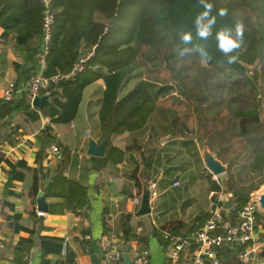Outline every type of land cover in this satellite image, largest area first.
Instances as JSON below:
<instances>
[{
  "label": "trees",
  "instance_id": "16d2710c",
  "mask_svg": "<svg viewBox=\"0 0 264 264\" xmlns=\"http://www.w3.org/2000/svg\"><path fill=\"white\" fill-rule=\"evenodd\" d=\"M212 2L216 9L226 7L229 11L227 18H218L217 28L237 18L245 23L246 46L232 65L216 51L214 39L200 41L195 37L191 20L202 10L197 0H53L56 24L46 75H68L81 57L92 50L94 54L83 72L42 93L52 96L42 108L32 107L25 94L14 101L0 100V141L4 146H18L26 134L24 122L36 127L41 119L49 120L36 136L40 149L34 166L25 160L13 163L0 152V164L11 172L30 176L29 196L33 201L42 190L48 199L64 205L69 212L87 215L90 188L65 177L70 152L56 138L53 126L72 124L79 115L85 90L102 79L105 90L90 104L98 108L99 142L107 144L103 157L89 156L91 161L102 166L122 162L124 154L111 144L117 129H143L154 122L160 134L190 138L191 143L201 141L226 166L227 177L221 185L207 177L209 192L232 193L236 212L250 202L251 195L264 186V0ZM42 11L40 0H0V39L11 38L24 47L40 39L30 53L33 71L24 78L25 85L38 69L36 53L42 43ZM177 28L192 30L193 42L205 44L212 52L213 60L208 65H201L195 56L182 63L177 61ZM157 70H164L169 81H153L150 74ZM52 145L58 149L53 169L44 165L49 162ZM31 214L37 224L42 223L36 213ZM229 216L231 224H236L237 214ZM209 217L210 214L199 217L192 224L170 222L155 232L168 249L163 232L185 237L199 232ZM130 219L129 215L124 216L121 233L115 231L124 250L129 252L127 247L131 248L134 240L138 250L147 249L148 236L137 235ZM104 227L107 230L106 223ZM86 236L82 242L87 241ZM34 238L30 236L17 244L16 264H29ZM39 242L42 264H76V256L64 238L39 235Z\"/></svg>",
  "mask_w": 264,
  "mask_h": 264
},
{
  "label": "crops",
  "instance_id": "0c3cea01",
  "mask_svg": "<svg viewBox=\"0 0 264 264\" xmlns=\"http://www.w3.org/2000/svg\"><path fill=\"white\" fill-rule=\"evenodd\" d=\"M39 42L38 38L29 47H24L18 46L11 38L7 41L0 39V100L1 91L8 83L15 82L24 87V78L33 71L34 60H31L30 53ZM104 90L102 79L90 85L84 92L77 119L69 125L53 126L56 138L70 152L65 177L81 181L90 188V209L86 216L75 215L64 205L47 197L48 213L39 214L38 195L46 194L40 190L33 201L29 196L30 176L11 172L4 164L0 166V244L4 245V249L0 248V264H16L15 247L30 236L35 237V247L30 249L29 264H42L39 235L64 238L69 250L76 256V264H107L102 256V239L111 232L120 234L123 217L126 215L131 217L130 225L137 235L148 236V247L143 250L148 251L150 263L166 264L168 249L162 245L156 230L174 221L192 224L195 219L209 215L216 205L222 209L227 193L224 190L209 192L207 177L211 176L213 181L221 185L227 176L225 173L216 177L207 169L205 153H210V149L202 146L201 141L191 143L190 138L160 134L154 122L143 129H117L111 137V144L124 154L122 162L102 166L88 158L89 141L92 139L101 144L96 131L98 108L90 103L100 98ZM48 123L49 120L45 118L36 123V127H30L32 124L24 122L23 130L26 134L21 142L16 147H8L0 141L1 154L13 163L25 160L29 166H34L40 149L36 136ZM53 147L56 145H52L51 150ZM82 154L83 158H80ZM55 155L50 152L49 162L45 161L44 165L53 169L56 165ZM213 156L216 158L214 152ZM78 165L81 167L78 168ZM174 183L179 186L174 187ZM152 185H155V190L151 189ZM146 189L150 191L151 213L138 217L140 207L136 206L135 201L142 199ZM222 192L224 194L220 195ZM261 193H264V186L253 193L251 199ZM33 212L43 219L41 224L36 223L31 214ZM230 213L236 214L223 210L228 223L232 220ZM104 223L108 226L107 230ZM86 234L90 239L82 242ZM256 234L258 243L263 244L264 211L261 209ZM138 246L134 240L132 247H127L129 252H125L130 254L134 249L138 250ZM241 253L234 248L222 249L220 263L264 264V246L250 258H240Z\"/></svg>",
  "mask_w": 264,
  "mask_h": 264
},
{
  "label": "built area",
  "instance_id": "2783aa9c",
  "mask_svg": "<svg viewBox=\"0 0 264 264\" xmlns=\"http://www.w3.org/2000/svg\"><path fill=\"white\" fill-rule=\"evenodd\" d=\"M40 2L43 6L42 43L36 53L37 73L24 87H16L14 83H8L1 91L2 99L6 102L17 100L25 94L26 100L33 107V101L37 97H41L42 93L50 86L57 85L60 81L75 77L83 72L94 54L92 50L81 57L68 75L47 76V56L54 37L56 19L52 9L53 0H40ZM1 81L0 71V84ZM52 151L58 153L56 147H53ZM80 158H83V154ZM80 167L78 165V168ZM177 186L179 184L174 183V187ZM151 189L155 190V185H152ZM223 194V192L220 193V195ZM257 199V196L252 197L249 203L236 212L238 216L236 224L225 223L223 210L216 205L199 232L185 237H172L170 234L164 233V239L169 242L166 264H221L220 252L224 248L242 251L240 254L242 259L252 257L256 251L264 246V242L263 244L258 243L256 234L257 218L260 211ZM135 204L140 207L141 199H137ZM39 214L42 215L43 213ZM86 239L89 240L90 236L87 235ZM193 245L195 247L190 252L189 249ZM0 248L4 249V245L0 244ZM66 248L65 245L63 254H65ZM101 251L107 264H124L123 255L127 252H125L123 242L117 233L111 232L103 237ZM129 255L133 264H151L147 250L134 249Z\"/></svg>",
  "mask_w": 264,
  "mask_h": 264
},
{
  "label": "clouds",
  "instance_id": "9594fccd",
  "mask_svg": "<svg viewBox=\"0 0 264 264\" xmlns=\"http://www.w3.org/2000/svg\"><path fill=\"white\" fill-rule=\"evenodd\" d=\"M202 9L191 20L195 37L200 41L214 39L215 49L225 59L228 65L237 63L240 52L245 48V23L242 19H235L232 23H225L217 28L218 18L225 19L229 16L226 7L215 8L212 0H197ZM177 45L174 55L182 63L188 57H197L201 65H208L213 60V54L205 44L194 43L192 30L175 29Z\"/></svg>",
  "mask_w": 264,
  "mask_h": 264
},
{
  "label": "water",
  "instance_id": "95a60500",
  "mask_svg": "<svg viewBox=\"0 0 264 264\" xmlns=\"http://www.w3.org/2000/svg\"><path fill=\"white\" fill-rule=\"evenodd\" d=\"M51 95H44L41 97H37L33 101V107H38L42 108L45 106L48 101L51 99ZM261 118L264 123V108L261 112ZM107 142L104 141L101 144H97L94 140H90L88 143V150L87 154L88 156L91 157H97L101 158L104 155L105 148H106ZM206 156V166L207 169L214 174L216 177L223 175L226 173V166H224L217 158H215L212 154L210 153H205ZM226 199L224 200L222 209L225 211H231L232 213H235L236 211L234 210V196L232 193H227ZM257 200L259 207L261 211H264V193H261L260 195H257ZM37 210L38 212L41 213H48V203L46 199V195L43 193H39L38 198H37ZM151 213V208H150V191L149 189H146L144 195L142 196L141 199V206L139 211L137 212V216H147ZM124 259V264H133L130 255L128 253H124L123 255Z\"/></svg>",
  "mask_w": 264,
  "mask_h": 264
},
{
  "label": "rangeland",
  "instance_id": "374dc122",
  "mask_svg": "<svg viewBox=\"0 0 264 264\" xmlns=\"http://www.w3.org/2000/svg\"><path fill=\"white\" fill-rule=\"evenodd\" d=\"M54 34H55V32H54ZM154 71L156 70V69H153ZM165 70V69H164ZM164 70H157L155 73H151L150 74V78L153 80V81H155V82H158V83H164V82H167V81H169V79H170V77H169V75H167L166 73H165V71ZM204 151H207V149H205ZM209 153V152H208ZM210 153L213 155V152L210 150ZM262 190V189H261ZM260 190V191H261ZM259 191V192H260ZM209 214V213H208Z\"/></svg>",
  "mask_w": 264,
  "mask_h": 264
}]
</instances>
